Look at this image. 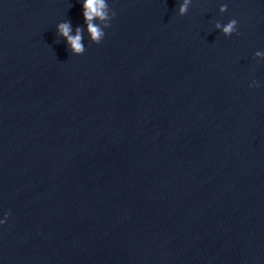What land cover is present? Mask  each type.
I'll return each instance as SVG.
<instances>
[{"label": "water", "instance_id": "obj_1", "mask_svg": "<svg viewBox=\"0 0 264 264\" xmlns=\"http://www.w3.org/2000/svg\"><path fill=\"white\" fill-rule=\"evenodd\" d=\"M107 3L0 0V264H264V0Z\"/></svg>", "mask_w": 264, "mask_h": 264}, {"label": "clouds", "instance_id": "obj_2", "mask_svg": "<svg viewBox=\"0 0 264 264\" xmlns=\"http://www.w3.org/2000/svg\"><path fill=\"white\" fill-rule=\"evenodd\" d=\"M191 0H182L178 7V14L180 16L185 15L190 7ZM83 18L87 26V32L93 43L99 44L105 37L104 29L109 28L110 21L114 18L115 12L109 8L107 0H83ZM227 5L220 7V12L226 11ZM111 13V14H109ZM99 21L101 23H96ZM103 25V26H101ZM215 28L220 29L224 36H231L237 30V21L235 19L230 20L227 24L222 25L217 22ZM72 25L70 21H64L57 25V34L62 36L68 43L71 52L74 55H81L85 52V46L83 44V29L77 27L75 29V35H72ZM261 53L257 52L256 56H260ZM259 85L257 84L256 87ZM7 219V214L5 216ZM5 221L0 220V224Z\"/></svg>", "mask_w": 264, "mask_h": 264}]
</instances>
